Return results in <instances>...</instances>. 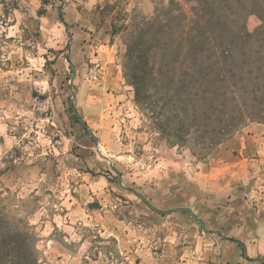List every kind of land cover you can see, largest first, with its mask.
I'll return each instance as SVG.
<instances>
[{
	"label": "rangeland",
	"instance_id": "rangeland-1",
	"mask_svg": "<svg viewBox=\"0 0 264 264\" xmlns=\"http://www.w3.org/2000/svg\"><path fill=\"white\" fill-rule=\"evenodd\" d=\"M233 1L223 4L231 26L256 30L264 0ZM194 7V0H0V234L21 232L38 264H264V123L246 122L204 156L200 133L186 139L185 127L171 143L155 130L124 76L127 42L167 20L165 43L153 52L181 69L179 36ZM256 37L237 54L246 76L264 63L256 56L264 34ZM67 56L76 67L74 106L111 162L72 118ZM237 83L225 90L238 94Z\"/></svg>",
	"mask_w": 264,
	"mask_h": 264
},
{
	"label": "trees",
	"instance_id": "trees-1",
	"mask_svg": "<svg viewBox=\"0 0 264 264\" xmlns=\"http://www.w3.org/2000/svg\"><path fill=\"white\" fill-rule=\"evenodd\" d=\"M189 1L193 0H186ZM194 2L195 14L179 36L186 48L183 67L176 69L175 61L160 62L153 52L158 44L165 43L159 33L167 35L162 33L171 24L167 20L147 25L127 42L124 76L134 89L137 106L153 116L155 130L166 132L171 143L182 137L185 127L186 139L200 133L205 156L215 152L246 122L264 123V63L246 76L245 60L240 62L237 56L239 47L244 50V44L251 38L264 34V16L260 15L262 24L256 30L248 31L244 26H231L225 15L223 4L229 3L233 8V0ZM241 15L242 19L246 18ZM235 21L239 23V17ZM256 56L264 58V47L257 50ZM177 71L182 73L180 79L174 78ZM239 81L238 94L225 90L234 88L232 85L237 86ZM71 114L80 122L72 110ZM239 245L244 252L243 244L239 242ZM26 250V238L21 232L9 230L0 234V264H38Z\"/></svg>",
	"mask_w": 264,
	"mask_h": 264
},
{
	"label": "water",
	"instance_id": "water-1",
	"mask_svg": "<svg viewBox=\"0 0 264 264\" xmlns=\"http://www.w3.org/2000/svg\"><path fill=\"white\" fill-rule=\"evenodd\" d=\"M60 20L63 22V18L62 16L60 17ZM66 25V28H67V35L69 37V39L71 38V35H70V31H69V25L68 24H65ZM66 60L68 61L70 67H71V70H72V77L70 79V90H71V98L69 100V104L71 106V109L73 111V113L78 116L79 118V121L85 126V128L87 129V132L88 134L94 139V141L97 143V152L99 154V156L105 158L106 160H108L109 162H111V160L109 158H107L106 156H104L101 151H100V148H99V141H98V138L95 136L93 130L91 128H89V126L87 125V123L79 116V113L77 111V109L75 108L74 106V100L76 98V93L73 89V83H74V79H75V76H76V67L75 65L70 61L69 59V56L66 57ZM112 169L118 174V179H119V182L120 184H122V174L120 171H118L114 166H112ZM130 191L136 193V191L132 190V189H129ZM144 198V197H142ZM155 211L159 212V213H169V212H172L173 210H167V211H161L157 208H154ZM174 210H182V211H186L188 212L197 222L200 223L201 225V228L204 232L206 233H212L213 231L212 230H208L206 228V224L205 222L202 220V218H200L196 213L193 212V210L190 208V207H179V208H175ZM232 240V239H230ZM234 241V240H233ZM248 260V259H247Z\"/></svg>",
	"mask_w": 264,
	"mask_h": 264
},
{
	"label": "crops",
	"instance_id": "crops-1",
	"mask_svg": "<svg viewBox=\"0 0 264 264\" xmlns=\"http://www.w3.org/2000/svg\"><path fill=\"white\" fill-rule=\"evenodd\" d=\"M81 186H82V187H83V186L87 187V185H85V183L82 184ZM71 213H72L73 216H74V215L76 216V215H78L79 212H78V209H74V210H72ZM232 240H233V239H232ZM234 241L237 242V243L240 242V240H237V239H235ZM240 243H242V242H240ZM243 246H244V245H243ZM198 258H200V257L198 256ZM186 264H200V261H198V262L196 263V262H194V261H190V260L186 259Z\"/></svg>",
	"mask_w": 264,
	"mask_h": 264
}]
</instances>
